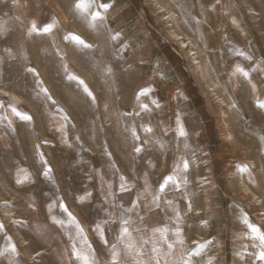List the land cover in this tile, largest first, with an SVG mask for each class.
I'll list each match as a JSON object with an SVG mask.
<instances>
[{"label": "rangeland", "instance_id": "1", "mask_svg": "<svg viewBox=\"0 0 264 264\" xmlns=\"http://www.w3.org/2000/svg\"><path fill=\"white\" fill-rule=\"evenodd\" d=\"M164 1L172 4L183 32L153 0H104L106 18L99 0L84 13L75 8L77 0H0V103L5 106L0 109V264H79L71 255L72 243L80 244L75 228L53 222L67 220L61 202L84 228L99 264H110V245L123 209L145 193L146 182L149 191H155L169 175L177 177L179 189L170 185L159 209L149 210L151 195L142 196L140 206L127 213L133 228L166 225L174 231L175 208L181 216L184 254L208 243L193 257L197 264H211L209 254L212 264H240L238 255L241 264H262L247 226L236 216L246 211L254 221L261 218L264 231V107L259 106L264 104V0H237L244 15L242 28L232 21L226 0H204L212 4L209 14L194 0ZM61 9L69 22L61 17ZM91 12H100L104 19L93 21ZM48 25H53L51 31L44 32ZM175 29L180 33L176 41L170 35ZM181 32L213 56L217 84L225 88L236 78V101L228 92L224 96L232 109L220 104L224 97L197 72L193 52L187 53L196 48L186 41L180 49ZM72 35L91 47L65 39ZM114 35L118 39L113 40ZM69 74L84 81L95 102ZM252 92L258 94L257 104ZM9 105L31 121L21 120ZM221 107L234 134L230 144L224 138ZM54 117L61 123L49 126ZM180 126L185 135L178 150L174 139ZM144 127L153 132L145 133ZM242 166L251 171L262 167V173H253L255 183L248 180L260 197V209L227 181L226 172L234 178ZM121 177L129 191H120ZM211 185L218 190L213 219L218 235L206 229L203 193ZM110 219L117 222L104 223ZM97 223L108 245L94 230ZM244 231L248 236L239 238L237 233ZM169 236L174 238L171 232ZM11 245L16 254L5 251ZM179 255L177 246L170 260L178 261Z\"/></svg>", "mask_w": 264, "mask_h": 264}, {"label": "snow or ice", "instance_id": "2", "mask_svg": "<svg viewBox=\"0 0 264 264\" xmlns=\"http://www.w3.org/2000/svg\"><path fill=\"white\" fill-rule=\"evenodd\" d=\"M94 3V0H77V3L75 4V8L77 11L84 13L88 12L89 9L92 7V4ZM100 8L107 9V5L101 4L98 5ZM92 20H103L104 17L101 16L100 12H94L91 13ZM53 25H48L43 29L44 32H50ZM33 30L35 31V25H33ZM3 29L0 28V32H2ZM65 39H71L74 41L78 46H81L83 48H90L91 45L85 43L84 40H82L80 37L72 35L70 37H65ZM112 39H118V35L112 36ZM28 71H32V69H29ZM65 71H67V66H65ZM107 71L110 73L111 69H107ZM237 71L241 73L247 79L249 77V73L242 68L237 67ZM70 81H76L79 86L83 87L84 93H86L89 97L92 98L93 102H95V97L93 96L92 92L88 89L87 85L84 83L82 79H80L76 75L69 74L67 77ZM253 87H255L253 85ZM41 91L45 94V96L51 100V97L47 93V89L42 88ZM55 103V101H53ZM260 107H264V104L259 105ZM5 106L3 103H0V109H3ZM11 107L12 112L18 116L21 120L24 121H31V117L18 111L17 108L14 105H9ZM143 111H148V108L146 105L142 106ZM7 119V117H5ZM145 133H152L153 129L151 127H144L143 128ZM133 138L136 140H139L140 137L136 135L135 130H132ZM180 135L183 136L185 133L183 130H181ZM135 151L137 153L142 151L141 147H136ZM46 163V162H45ZM183 169L184 171H187L188 169V163L185 161L183 163ZM179 170V166L178 169ZM239 171L241 172H247V168L245 167H239ZM51 172V169H47L45 171L44 175L48 177L49 173ZM249 176H251V173H249ZM21 182L18 180V183ZM181 182H185L186 180H183L181 178ZM172 186L174 188L179 189V183L177 180V177L175 175H169L167 176L163 182L159 185L158 189L155 191H149L151 188L150 185L145 183V193L138 194L137 200L132 201L131 208H125L123 209L122 215L118 218L119 223V231L117 235L115 236V242L111 243V260L110 264H197L196 261H194L193 257H198L200 254L204 251L205 248L208 247V243L198 245V247L192 251L187 252V254H184L183 245L185 243L183 236H182V228L179 226V221L181 220V216L179 211H177L175 208H173V211L176 215V223L177 227L175 230H171L168 226L163 227H151L149 228H142L140 226H137L133 228V224L135 223L131 217L127 215L128 212L134 211L137 209L140 205L138 201L141 199L142 196L145 194L151 195V203L147 205L149 210L152 208L159 209L161 207V201L162 198L166 192V189L169 186ZM129 187L127 182L124 180V177H121V184H120V191L125 192L129 191ZM88 195H91L90 193ZM111 195V192L109 193ZM81 200L84 199V197L80 198ZM169 205L172 204L171 201H165ZM55 207V204L49 205V211L52 210V208ZM60 209L67 214V220H56L53 218L54 223H58L60 225H71L75 228V235L79 239L80 244L78 246L77 243H72L71 245V255L75 258L76 261L79 262V264H99V262L96 259L95 252L92 248V245L88 242L87 237L84 234V228L82 225L76 220V218L72 215L71 212H69L68 208L61 202L59 204ZM137 216L141 223H143V216H139V213H137ZM116 223L117 220H105L104 223ZM243 223L247 226L250 232L249 238L254 242L253 247L258 249V253L256 258L264 264V231H262L259 227H257L254 223L250 222L247 218V216L243 217ZM4 229V225L0 223V231ZM100 238L104 240V229L101 226L100 223L96 224V227L94 229ZM150 231V235H148ZM171 232L172 237L170 238L169 233ZM134 233H137L138 235H134ZM105 245H108L109 242L107 240H104ZM210 243V242H209ZM151 245L150 250L146 248V246ZM177 246H180V255L179 260H170L171 257L174 256ZM11 251L12 254H16V247L15 245H11L10 249H6L5 251ZM4 252H0V255H3Z\"/></svg>", "mask_w": 264, "mask_h": 264}, {"label": "bare ground", "instance_id": "3", "mask_svg": "<svg viewBox=\"0 0 264 264\" xmlns=\"http://www.w3.org/2000/svg\"><path fill=\"white\" fill-rule=\"evenodd\" d=\"M112 2H118V0H110ZM154 2H156V4L159 6V8H162L165 10V12L168 14L169 18H170V22L172 24H175L176 27L179 29V21H178V18H177V15H176V12L175 10L172 8V4H168L166 3L164 0H153ZM227 3H226V8L228 9L227 12L231 15V19L232 21L235 23H237V25L239 26L238 28H242L243 27V19H244V15H243V12L242 10L240 9V6L238 5V1L235 0L234 1H230V0H226ZM230 1V2H229ZM120 2V1H119ZM105 4L104 0H99L98 4L101 5V4ZM194 3L199 6V7H203L204 10H205V13L208 12V14L211 12V9L212 8V4H209L208 2H204V0H194ZM102 11H103V14H104V17L106 18V10L105 8H102ZM163 12V11H162ZM164 12V13H165ZM216 12V11H215ZM92 13V12H91ZM91 13L89 14V18H92L91 16ZM217 13V12H216ZM67 15V13H66ZM65 15V11L63 12V10L61 9V17L66 21V22H69L68 18ZM167 16V17H168ZM230 17V16H229ZM108 21V20H107ZM207 22V21H206ZM242 23V24H241ZM175 25H171L172 27L175 26ZM33 25H31L30 27H32ZM181 27V26H180ZM202 29H203V26H202ZM180 31L183 32V30L179 29ZM207 31V30H206ZM182 42H181V45L182 47L180 46V49H183L184 50V47L186 46V41H188L192 46H194V48L196 49H190L188 50L187 53H191L193 52L192 54V61H193V64H197V69H199L197 72L201 74L203 80L205 79L207 81V84L208 86L212 89L213 92L216 93V95H219V97H224L227 95V92H228V95H229V99L232 100V101H236V78L233 77L230 79V85H227V86H223L225 88H222V86H220L219 84H217L215 81H214V78H213V75H212V68L215 67V59L213 58V56H211L209 53H207L205 50L201 49V47L197 44L198 41H193L191 37H189L187 34L185 33H182ZM170 35L174 38V40L176 38L179 39V35L180 33H178V30H173V31H170ZM185 38V39H184ZM176 41V40H175ZM55 42V41H54ZM187 42V43H188ZM56 43V42H55ZM179 44V43H177ZM206 48V47H205ZM57 49L59 51H61V47L60 46H57ZM186 49V48H185ZM211 49V48H210ZM214 49V48H213ZM209 50V49H207ZM73 51V50H72ZM212 52V51H211ZM215 52V51H214ZM75 53V52H74ZM68 56V54H67ZM76 56V54H75ZM40 57V56H39ZM66 59H68V57H65ZM72 58V57H71ZM70 58V60H71ZM78 58V57H77ZM219 58V57H218ZM217 58V59H218ZM75 59V58H74ZM216 59V60H217ZM39 60V59H38ZM69 60V59H68ZM67 60V61H68ZM41 61V60H40ZM74 61V60H72ZM69 63V61L67 62ZM66 63V64H67ZM70 64V63H69ZM68 66V65H67ZM215 69V68H214ZM218 69V68H217ZM216 69V70H217ZM212 70V71H211ZM156 72V71H155ZM220 72V71H219ZM215 74H217V71L214 72ZM46 74V73H45ZM85 74V73H84ZM199 75V74H198ZM219 75V73L217 74ZM45 76V75H44ZM88 76V75H87ZM46 77V76H45ZM232 77V74L231 76ZM206 83V82H205ZM253 90L255 91V89L253 88ZM5 93H9L11 95H13L17 101L21 102L22 99L17 95L15 94L14 92H10V91H7V90H3ZM54 94V93H53ZM45 95V94H44ZM258 94H254L252 92V97L254 99V104H257L259 101H258ZM46 98V97H45ZM218 98V97H217ZM231 101V102H232ZM220 104L221 105H226L227 107H229V109H232L230 108V104H228V101H226V98H221L220 99ZM241 103V102H240ZM56 107V106H55ZM225 108V107H224ZM226 109V108H225ZM227 111L224 110L222 107L220 108V111H219V114H220V118H221V123H222V128H223V131H224V138H225V141L227 143L230 144V142L232 141L231 139L233 138L234 139V134L233 132H231L230 130V126H229V123L228 121L226 120V117H228V115L226 114ZM247 113V112H246ZM245 113V114H246ZM53 115V114H52ZM52 115H50V117L52 118ZM247 117V116H246ZM48 120V119H47ZM61 123L60 119L59 118H53V121L52 123L50 122H47L49 126H54L55 124H58V123ZM178 127H179V124H178ZM181 130H183V128L180 126V129H179V132H177V134L175 135V139H174V143L176 144V148L178 150H180V140H181V135H180V132ZM184 132V131H183ZM61 138V137H60ZM60 143H62L60 141ZM48 153L51 155V158L54 159V156L53 154H51V152L48 150ZM47 153V154H48ZM181 153V152H180ZM188 157V156H187ZM244 167V166H242ZM247 168V167H245ZM1 169V168H0ZM247 172H241L239 171V167L238 169L235 170V176L234 178H232L230 175L226 174L227 175V181L229 182L230 186H234L236 185V190H238L242 197H244L246 199V201H248L250 204H254L256 205L259 209L261 208L259 205H260V197H258V195L253 191V189L248 185V180L252 183H255V177L253 175V173H262V167H258V168H255L253 171H251V169H248L247 168ZM2 173V172H1ZM249 173H251V176H249ZM210 184V183H209ZM255 185V184H253ZM256 186V185H255ZM207 187V186H206ZM208 188V187H207ZM234 188V187H233ZM235 190V191H236ZM204 195V203H205V211L207 213V220H206V229L208 231V233H212L214 232L216 235H218V232H217V228H215V222H214V218L216 217V214L218 213L217 211H215V206L217 205L218 203V190L213 188V186L211 185L210 188H208V190H205V192L203 193ZM203 197V196H202ZM2 198V197H1ZM13 199V197H12ZM203 199V198H202ZM13 201V200H12ZM262 202V201H261ZM243 209V208H242ZM244 216H247L248 220L252 223H254L257 227H259L261 229V225L262 224V219L259 218V217H256V220L259 222V224L257 223V221L255 220H252L250 219L249 217V214H247L246 211L244 212H241L240 214H238L236 216L237 220L239 223L243 222V217ZM17 221V220H16ZM21 221V220H20ZM24 221V220H22ZM19 222V221H18ZM249 230V229H248ZM238 234V237L239 238H242V237H246L248 236V233L247 231H244V232H240V233H237ZM241 243V242H239ZM239 243H237L236 245L238 246ZM240 251V249H239ZM239 253V252H238ZM239 256L238 255V259H237V262L241 264L240 262V259H239ZM208 262H210L212 264V255H207V259Z\"/></svg>", "mask_w": 264, "mask_h": 264}]
</instances>
